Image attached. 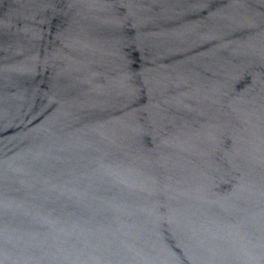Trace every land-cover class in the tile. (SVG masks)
<instances>
[{
    "label": "water",
    "instance_id": "obj_1",
    "mask_svg": "<svg viewBox=\"0 0 264 264\" xmlns=\"http://www.w3.org/2000/svg\"><path fill=\"white\" fill-rule=\"evenodd\" d=\"M0 264H264V0H0Z\"/></svg>",
    "mask_w": 264,
    "mask_h": 264
}]
</instances>
